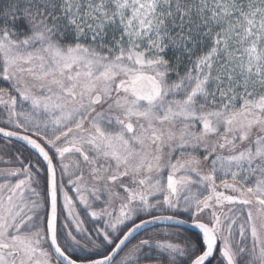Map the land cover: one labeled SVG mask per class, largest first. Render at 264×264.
Instances as JSON below:
<instances>
[{"label": "snow or ice", "instance_id": "6c2138e0", "mask_svg": "<svg viewBox=\"0 0 264 264\" xmlns=\"http://www.w3.org/2000/svg\"><path fill=\"white\" fill-rule=\"evenodd\" d=\"M0 264H264V0H0Z\"/></svg>", "mask_w": 264, "mask_h": 264}]
</instances>
